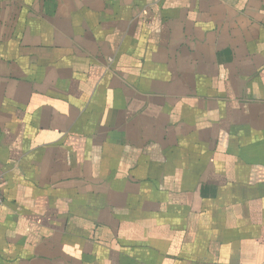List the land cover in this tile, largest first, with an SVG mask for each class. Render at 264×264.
Masks as SVG:
<instances>
[{"label":"crops","instance_id":"1","mask_svg":"<svg viewBox=\"0 0 264 264\" xmlns=\"http://www.w3.org/2000/svg\"><path fill=\"white\" fill-rule=\"evenodd\" d=\"M0 264H264V0H0Z\"/></svg>","mask_w":264,"mask_h":264},{"label":"built area","instance_id":"2","mask_svg":"<svg viewBox=\"0 0 264 264\" xmlns=\"http://www.w3.org/2000/svg\"><path fill=\"white\" fill-rule=\"evenodd\" d=\"M0 204H2L1 200H0Z\"/></svg>","mask_w":264,"mask_h":264}]
</instances>
